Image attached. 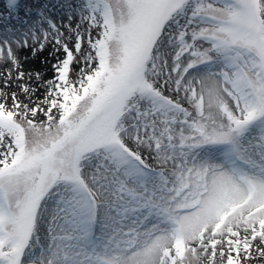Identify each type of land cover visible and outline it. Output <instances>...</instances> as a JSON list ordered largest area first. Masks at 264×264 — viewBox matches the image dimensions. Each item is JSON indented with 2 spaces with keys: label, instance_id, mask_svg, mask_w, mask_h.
<instances>
[{
  "label": "snow or ice",
  "instance_id": "1",
  "mask_svg": "<svg viewBox=\"0 0 264 264\" xmlns=\"http://www.w3.org/2000/svg\"><path fill=\"white\" fill-rule=\"evenodd\" d=\"M33 3L0 14V264H264V0Z\"/></svg>",
  "mask_w": 264,
  "mask_h": 264
},
{
  "label": "rangeland",
  "instance_id": "2",
  "mask_svg": "<svg viewBox=\"0 0 264 264\" xmlns=\"http://www.w3.org/2000/svg\"><path fill=\"white\" fill-rule=\"evenodd\" d=\"M0 2H1V5H0V14H6L5 0H0ZM19 2H20L19 15H20L21 17L24 16V8H25V6H27V5H32L33 8L36 7V5L33 3V0H19ZM41 2H43V0H41ZM54 12H55V10H54ZM53 18H54V19H58V15H54ZM44 55L46 56V55H47V52H45ZM61 55H62V54H61ZM40 59H43V56H41V57H40L39 59H37L36 61H33V63H34V67H35V68H38V69L40 68V70H41L42 67H47V68H48V74L45 75V79H50V78L52 77V75H53V73H52V71H51V64L41 65V64H40ZM50 59H51V58H50ZM53 62H54V61H53ZM73 67L75 68L76 65L74 64ZM25 68H26V69H25ZM25 68H24V70H25V71H28V67H26V65H25ZM31 68H33L32 65L30 66V69H31ZM41 71H42V70H41Z\"/></svg>",
  "mask_w": 264,
  "mask_h": 264
},
{
  "label": "bare ground",
  "instance_id": "3",
  "mask_svg": "<svg viewBox=\"0 0 264 264\" xmlns=\"http://www.w3.org/2000/svg\"><path fill=\"white\" fill-rule=\"evenodd\" d=\"M0 5H1V2H0ZM25 65H26V67H28V70L30 69V66H31V65H32L33 68H35V67H34V63H33V61H29V62L25 63ZM25 69H26V68H25ZM39 69H40V68H39ZM41 70H42V71H45V73H46L45 75L48 74V68H47V67H42Z\"/></svg>",
  "mask_w": 264,
  "mask_h": 264
}]
</instances>
